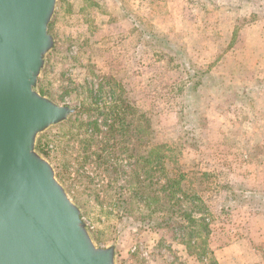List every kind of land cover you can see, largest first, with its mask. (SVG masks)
Listing matches in <instances>:
<instances>
[{"label": "rangeland", "instance_id": "rangeland-1", "mask_svg": "<svg viewBox=\"0 0 264 264\" xmlns=\"http://www.w3.org/2000/svg\"><path fill=\"white\" fill-rule=\"evenodd\" d=\"M49 31L36 90L73 113L36 150L95 245L115 264H264V0H59ZM134 104L186 176L176 205L134 195ZM115 106L127 123L108 141Z\"/></svg>", "mask_w": 264, "mask_h": 264}, {"label": "water", "instance_id": "water-1", "mask_svg": "<svg viewBox=\"0 0 264 264\" xmlns=\"http://www.w3.org/2000/svg\"><path fill=\"white\" fill-rule=\"evenodd\" d=\"M58 1L0 0V264H115L36 150L73 113L36 90Z\"/></svg>", "mask_w": 264, "mask_h": 264}, {"label": "trees", "instance_id": "trees-1", "mask_svg": "<svg viewBox=\"0 0 264 264\" xmlns=\"http://www.w3.org/2000/svg\"><path fill=\"white\" fill-rule=\"evenodd\" d=\"M230 1L232 2L233 0ZM151 42H153L155 45H153L154 54L158 57H161V52L158 51L161 48L160 39L156 37L155 41ZM172 62L173 58H168L167 63L170 64ZM184 67L186 75L189 78L190 70L187 67L186 61ZM176 85H178L175 87L177 90L176 94L182 95L186 88L184 85V80L177 81ZM187 89H190L189 86H187ZM112 110L114 111L109 112L110 115H112V121L107 125V130L103 134V137H105V139H107L108 141L115 140L113 136L116 131H122L121 129H123L124 125L127 123L125 122L126 110L124 108H122L121 106H115L114 108H112ZM92 124L95 125V128L98 131V123L95 121L92 122ZM87 133L89 134L91 139H94L96 135L95 132H92L90 134L87 130L86 134ZM91 139L89 141L85 140L84 144H88V142H90L89 144H92L94 140ZM118 141L126 143L127 139L121 138ZM103 144L105 146V150H108V148L115 149L118 145V143L116 142L114 146H110L109 142L107 141H103ZM133 145L134 166L135 168L142 170L144 172V176H146L142 177L138 171L135 172L136 182L134 184L140 185V188L138 190H134V195L136 196V198H139L142 202L145 203H149L152 201L151 205L159 203V201H161L162 199L170 202H175L174 205H176L177 202H180L181 198L183 199L186 194V191L182 187V183L186 180V176L179 170V162L178 159L174 158L172 148L166 144H159L155 141V129L151 118H149L147 113L141 111L135 104ZM87 149L88 148H86L85 150ZM167 162H174L177 167L174 168L173 171H169L166 166ZM159 169L163 172L166 182L160 190H153V186H156L153 181H158L159 179ZM157 181L156 183L158 184ZM147 187H151V189L153 190L151 191L152 193L147 192ZM161 194L164 195L163 198L160 196ZM200 202L204 207L203 201ZM202 209L205 210V207ZM185 217H187L188 219H192V216L190 214H185Z\"/></svg>", "mask_w": 264, "mask_h": 264}]
</instances>
